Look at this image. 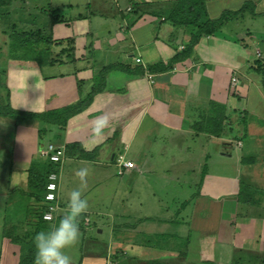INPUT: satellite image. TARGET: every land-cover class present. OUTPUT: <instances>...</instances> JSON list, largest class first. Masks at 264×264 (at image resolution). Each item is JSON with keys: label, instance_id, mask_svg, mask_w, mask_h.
Returning <instances> with one entry per match:
<instances>
[{"label": "crops", "instance_id": "obj_1", "mask_svg": "<svg viewBox=\"0 0 264 264\" xmlns=\"http://www.w3.org/2000/svg\"><path fill=\"white\" fill-rule=\"evenodd\" d=\"M153 1L156 2L48 0L65 19H70L52 26L53 38L74 39V60L61 64L70 69L47 74L41 67L33 77L31 71L21 68L23 76L26 74L27 79L36 84L0 82V104L4 101L6 87L13 108L33 112L59 108L77 101L81 94H88L93 73L105 65L122 63L136 69V58L141 60L138 66L147 68L167 63L182 50L186 39L181 28L157 17L153 11L144 12L143 7L155 5ZM206 1L210 18L214 15L218 18L225 8L233 12L244 4L250 7L239 15L229 16L231 20H226L214 34L201 37L191 55L175 63L171 71L149 73L147 68L143 73L110 71L103 90L93 96L83 111L70 117L64 129L47 127L48 140H43L45 133L42 136L38 132L43 125H15L9 118L0 116V125H11L15 134L10 137V143L0 147V155L5 150L11 154L5 156L8 159L5 174V165L0 167V198L14 190L26 192L27 196L26 213L18 230L30 228L29 221L35 220L33 212L37 203L29 194L28 170L33 162L46 159L39 153L41 148L51 140L63 145L77 143L71 145L70 153L65 152L62 162L57 163V208L53 219L48 220L49 227L67 210V199L59 185L66 164L72 175L80 166L104 170L111 163L115 165L118 154H124L135 164V168L120 176L126 185L128 180L139 181V175L150 172L149 168L167 167V163L172 167L190 168L188 174L191 172L195 177H187L190 182L178 181L182 185L169 196L177 206L172 217L139 216L126 211L115 214L116 222L111 227L119 231L118 237L109 239L103 247L89 234L93 223L90 215H107L108 211L98 206L100 209L95 211L93 206L99 202L93 201L88 192L84 197L89 208L79 218V227H83V239L91 245L79 260L72 258L74 264H264V84L261 77L249 70V63L257 59L256 56L264 61V51L258 44L259 39H264V0ZM248 50L253 51V58L249 59ZM234 75L238 78L236 88H232L230 82ZM211 103L225 105L231 128L228 137L208 135L201 128V119L213 114ZM239 115L245 116L244 132L236 122ZM101 116H107L109 124L104 134L96 137L92 134V124ZM3 133L0 131V140ZM234 134H244L242 137L247 140L244 147L235 145L238 139H231ZM242 137L239 142L243 143ZM191 140L197 141L200 147L194 164ZM149 143H155L159 151L149 150ZM170 150H176L177 154L170 155ZM82 152L92 153L85 157ZM158 152L170 159L161 160L164 163L155 160ZM217 160H231L239 167H246L241 176L259 191L255 193V202H238L239 187L234 176L228 178L217 171L202 170L198 181L199 171H193L192 166L205 168ZM103 174H98L99 178ZM87 178L90 180L89 175ZM97 180L93 178L94 182ZM191 181L197 182L194 192ZM131 194V187H125L120 197L122 208L125 202L127 208L131 206ZM240 206L245 213H239ZM163 222L164 229L153 230ZM102 230L99 228L98 232ZM143 237L146 241H139ZM1 246L0 264H20V245L4 235ZM239 253L243 257L237 262Z\"/></svg>", "mask_w": 264, "mask_h": 264}, {"label": "rangeland", "instance_id": "obj_2", "mask_svg": "<svg viewBox=\"0 0 264 264\" xmlns=\"http://www.w3.org/2000/svg\"><path fill=\"white\" fill-rule=\"evenodd\" d=\"M27 1V2H26ZM178 0H156L155 5L150 7H143L144 12H151V11H160L163 12L165 10L170 9L172 6L176 4ZM46 1L44 0H12V3L10 5L6 4L0 9V82H33L29 79H27L26 74L23 76V69L26 68L27 70L31 71L33 74L36 73V70H38L40 67L36 65V63L28 64V63H22L20 61H11L12 59L9 58V49L7 46V40L9 38L8 31L13 29L14 25H17V27H21L24 29H32L34 30L36 27V23L39 25L46 24L45 17L41 15L40 9L46 8ZM138 3V2H137ZM207 4V1H206ZM134 10L136 9L135 4H133ZM138 5V4H137ZM207 6V5H206ZM131 8L128 7V10ZM139 10V8H138ZM220 10L218 11L219 16ZM224 13H228V10L225 8ZM208 14V13H207ZM222 15V13H221ZM209 16V14H208ZM216 15H214V18L216 19ZM210 17V16H209ZM159 18L164 19V16H159ZM161 20V21H163ZM226 20H231L227 18ZM201 23V21H200ZM181 28L184 36H185V42L184 45L187 43L189 39V34H191L190 30L191 27H178ZM208 36V35H205ZM204 37V36H202ZM199 42V41H198ZM197 42V43H198ZM196 43V44H197ZM195 44V45H196ZM259 46L262 48V51H264V39L258 41ZM255 49V47H254ZM248 57L253 58L254 54L252 50H248ZM256 53V52H255ZM264 57V52H263ZM255 58H260L256 56ZM140 59V58H139ZM141 61V60H140ZM251 61V60H250ZM252 62V61H251ZM250 62V63H251ZM22 63V64H21ZM139 63V62H138ZM21 69V70H20ZM70 66L68 65H61L58 64L53 67H44L43 72L47 74H55L59 72H64V70H69ZM36 75L34 74L33 77ZM107 76V75H106ZM259 76V75H258ZM260 77V76H259ZM247 81V80H246ZM232 82V81H230ZM36 84V82H33ZM232 85V84H231ZM236 85H232V88H236ZM6 92V91H5ZM50 127V126H49ZM57 127V126H55ZM0 131H3V138L0 140V147L4 143H10L12 141L11 138L14 137V131L12 129V126L3 123V125H0ZM38 132L39 128H38ZM41 134V133H39ZM43 134V133H42ZM41 134V135H42ZM43 140H48L49 137L47 133H45ZM42 135V136H43ZM41 136V137H42ZM11 137V138H10ZM54 139V136L52 137ZM242 142L238 144L235 142V145L241 146L243 144V147L246 145V138L242 137ZM47 142V141H43ZM49 142H53L55 144H60V141H54L51 140ZM150 145V146H149ZM154 145V148H152ZM171 143L168 144V147H170ZM191 153H192V163L194 164L196 160L199 158L200 154V147L198 142H194L191 140ZM149 150L152 151H159L157 149V145L155 143H149L148 144ZM157 148V149H156ZM169 154H177L176 150H170ZM4 155V156H3ZM11 155L10 152H7L6 150L1 153L2 159L0 160V167L5 165V168L3 169V174H5L8 170L7 163L8 159L5 156ZM165 158L170 159V157L166 156ZM162 155H160V152H158L155 156V160H163L165 159ZM164 163L163 161H161ZM167 167L163 166H156L149 168L151 169L150 172L147 170L146 173L139 175V178L137 182L133 183V180H128L127 185L124 184L123 178H120L121 175H117V168L116 165L106 166V168L98 169L94 168L91 169V167H85L88 169V175L90 176V180L86 178V184H81L79 179L76 177L75 174H70V170L68 171L69 167L66 164L65 169L63 172V175H61V182H59L60 190L64 192L65 198L68 200V196L70 192L73 189H81L83 196L87 195L88 192L89 195L92 196L93 201H98V205L95 204L93 207L95 208V211L103 208L105 212L108 211L107 215H96V213L91 214L90 218L93 221L91 225V230L89 231V234L96 237L98 241V246H106L109 239H115L118 237L117 234H119V231H113L112 230V223L116 222V220L113 218L115 214L119 215V211L123 212H134L137 213L139 216L144 215H151L158 218H168L172 217L174 210L177 206L173 203L174 201L169 197L173 195V192L179 188V185H182V183H178V181H188L187 177L190 179H193L195 176L193 173L190 172V168H182L180 166H168V163L166 164ZM78 167V166H77ZM80 168H83L80 166L79 168H75V170H78ZM245 166H238L235 162L229 160V161H213L212 166L202 167L201 166H192L193 171H199L198 173V181L201 176V171H217L225 175V177L232 178L235 177L234 181L236 182V185L239 187L242 183L248 182L247 178L244 177L241 174L245 173ZM1 172V171H0ZM103 174V177L99 178L98 174ZM179 174V175H177ZM93 178L98 179L97 181H93ZM177 178V179H176ZM92 179V180H91ZM99 181H103L102 183H99ZM190 182V180H189ZM252 184V183H251ZM253 185V184H252ZM191 190L194 192L197 189V182L194 183L191 181ZM125 187H131L132 194L130 196L129 204L131 206L127 208L126 202L124 207H121L120 204V197L123 194V191L125 190ZM253 187V186H252ZM253 190V189H252ZM170 192V193H169ZM26 193V192H24ZM24 193H16L15 190L13 192H9L5 195V197L2 199L0 198V248H2V238L6 234L4 231L5 229H14V224L20 222L16 225H21L24 218L22 216L26 213L25 208V201L27 200V196ZM183 192L182 190L179 192L180 197L182 196ZM6 202L7 205H4ZM140 202V204H139ZM243 204V203H240ZM100 208H98V207ZM239 213H245L243 207H239ZM13 222V223H12ZM95 222V224H94ZM163 223H158L153 230L158 231L160 229H164ZM102 228V232H98V229ZM80 229V236L77 244L69 249H67V253L74 259L79 260V258L84 255L88 247L91 245L90 242L83 239V235L85 234L83 227H79ZM123 234L124 232H120ZM130 237L131 235L128 234ZM144 238V239H143ZM139 241H146L147 238L143 237ZM0 257H1V249H0ZM242 254L239 253L237 256V262L242 259ZM27 264V263H26ZM33 264V263H29Z\"/></svg>", "mask_w": 264, "mask_h": 264}, {"label": "trees", "instance_id": "obj_3", "mask_svg": "<svg viewBox=\"0 0 264 264\" xmlns=\"http://www.w3.org/2000/svg\"><path fill=\"white\" fill-rule=\"evenodd\" d=\"M46 2L47 3H44L46 4V8L40 9L41 15L45 17L46 24L39 25L36 23L34 30L24 29L14 25L13 29L8 31L9 38L6 41L9 49L8 57L12 60L20 61L22 63L33 62L40 68L54 66L55 64H65L66 62L74 60V39L71 37L55 39L52 36V26L55 23L67 22L70 21V19H65L57 8L50 6L48 0ZM11 3L12 0H0V9L6 4L10 5ZM249 7V4H244L236 11L228 13L223 12L218 18L211 19L207 14L206 0H178L174 7L172 6L168 10L163 12L153 11V14L157 17L163 15L165 21H168L175 27H191V34H189L187 43L183 46L182 50L177 52L167 63L160 62L155 65H150L147 68L145 66H138L140 64L137 62V65H135L136 69H132L130 66L122 63L105 65L93 73V76L89 81L91 84L88 94L84 96L81 94L79 99L73 103L41 112L13 108L9 103V90L5 87L6 92L4 101L0 104V116L9 118L15 125L41 124L43 125L40 126L41 134L46 133L47 127L49 126H57L59 129H64L68 119L83 111L90 104L93 96L103 90L106 75L110 71L121 70L128 73L139 71L143 73L146 68L149 73L171 71L175 63L191 55L195 44L202 36L214 34L229 16L239 15ZM250 9H252V7ZM249 70L259 75L264 84V61L262 59H255L249 63ZM77 82L84 81L78 80ZM211 105H213V114H207L206 117L201 119V128L208 135H215L217 137L222 135L223 137H228V132H231V128L228 127L230 118L229 114L226 113L225 105L218 103H211ZM236 122L242 126L243 131V126H245L246 123L245 116L239 115ZM239 131L241 132V129H239ZM243 135L244 134L238 136L237 134H234L231 136V139L239 140ZM225 143L226 142H224V144ZM73 144H64L66 154L70 153L71 145ZM91 153L82 152L81 155L89 157ZM58 170V164L50 161L48 158L45 160L43 159V162H33L32 166L29 167V194L37 203L36 209L33 212L35 220H31V222L26 220L29 221L30 224V228L28 229L18 230V225H14V229L5 231V235L9 236L13 243L18 244L21 247L20 264H34L35 249L33 237L37 232L49 228L48 225L50 221L44 220L42 217L46 209V205L43 202L45 187L49 175L51 173L57 174ZM258 192L259 191L252 187L248 182H244L239 186L237 193L238 202H255V195H257L255 193ZM251 261L252 259H250V262Z\"/></svg>", "mask_w": 264, "mask_h": 264}, {"label": "clouds", "instance_id": "obj_4", "mask_svg": "<svg viewBox=\"0 0 264 264\" xmlns=\"http://www.w3.org/2000/svg\"><path fill=\"white\" fill-rule=\"evenodd\" d=\"M108 124L107 116L97 117L92 124V134L102 136ZM75 175L82 185L86 184L88 169L80 168ZM88 208V200L81 189H73L68 196L65 215L53 226L34 235V264H74L66 250L77 244L80 236L79 218Z\"/></svg>", "mask_w": 264, "mask_h": 264}, {"label": "built area", "instance_id": "obj_5", "mask_svg": "<svg viewBox=\"0 0 264 264\" xmlns=\"http://www.w3.org/2000/svg\"><path fill=\"white\" fill-rule=\"evenodd\" d=\"M136 62H140L139 58H136ZM231 84L236 85L238 83L237 76H232ZM231 85V86H232ZM240 144V142H239ZM40 155L44 158H48L50 161L54 163L60 164L64 158L65 147L63 144H55L53 142H48L43 148L40 150ZM115 165L117 167V174L122 175L127 170L135 168V164L133 161L128 160L124 154H118L115 158ZM57 174L51 173L48 177V182L46 184L44 201L46 202V210L43 213V219L52 220L53 212L56 210V190H57Z\"/></svg>", "mask_w": 264, "mask_h": 264}]
</instances>
